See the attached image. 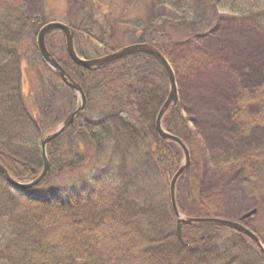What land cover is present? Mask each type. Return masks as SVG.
<instances>
[{
    "label": "trees",
    "instance_id": "trees-1",
    "mask_svg": "<svg viewBox=\"0 0 264 264\" xmlns=\"http://www.w3.org/2000/svg\"><path fill=\"white\" fill-rule=\"evenodd\" d=\"M1 1L7 10L5 14L0 11V163L15 181L29 183L44 168L41 141L50 135L51 132L46 133L48 129L65 118L49 124L50 113L45 110L40 116L33 114L24 93L23 46L29 38L37 44L40 30L48 24L44 0H12L14 6L9 0H0V5ZM122 1L130 6L136 0ZM142 1L150 12L137 24L150 41L143 40L142 32H138L132 46L149 44L163 53L155 34L165 35L172 24L185 39L204 37L223 14L264 36V0ZM100 4L68 0V25L75 32V43L79 35L91 38L102 51L101 57H105L121 50L115 43L123 36L119 35L122 22L108 19V28H102V39L96 38L100 20L94 13ZM109 30L115 43L105 42ZM56 33L64 40L57 47L49 43ZM44 38L45 47L57 64L83 89L86 109L91 105L97 119L80 123L82 132L77 129L75 134L74 127L83 120L85 110L48 144L50 170L36 187L13 188L0 172V264H264V253L240 230L190 223L183 225L185 243L178 238L170 186L163 195L160 179L167 177L171 183L184 164V154L177 144L164 140L156 130L157 117L170 92L169 78L158 60L147 52L132 51L98 69H85L71 60L60 30H51ZM81 57L87 58L83 54ZM165 57L171 63L166 54ZM44 65L62 81L66 102L72 109L68 116L77 107V94L46 62ZM171 66L177 80L178 70L172 63ZM53 95L56 96V90ZM236 103L241 109L235 116L233 136H240L241 127L264 126V81L251 92L241 88ZM248 104L260 106L258 115H247ZM162 125L185 142L192 165L193 150L185 138L189 137V125L179 101L165 113ZM79 136L83 141L78 142ZM146 141L153 145L150 153L139 166L128 168L133 153ZM81 143L94 148L99 156L107 153L104 166L90 175L85 187L66 197L63 193L36 194L35 190L55 173L61 174L65 168L75 170L85 163L83 152L88 149L81 147L76 151ZM191 172L190 166L179 180ZM196 176L189 182L192 194L197 188ZM245 226L264 245V208Z\"/></svg>",
    "mask_w": 264,
    "mask_h": 264
},
{
    "label": "rangeland",
    "instance_id": "rangeland-1",
    "mask_svg": "<svg viewBox=\"0 0 264 264\" xmlns=\"http://www.w3.org/2000/svg\"><path fill=\"white\" fill-rule=\"evenodd\" d=\"M9 1L13 6L16 5L14 1ZM98 1L101 4L94 14L100 20L101 29H95L96 38L102 39V28H108L107 20L110 19L121 20L119 35L123 36H119L115 43L112 41L113 32L109 30L105 36L107 44L114 42L121 49L132 46L137 40L138 32L139 35L142 32L143 40L150 41L149 36L137 24L138 19L149 15L150 8L146 3L136 0L129 2L133 5L128 6L122 0H92V5ZM44 2L48 23L68 24L71 18L67 10L68 0ZM2 3L1 1L0 11L5 14L6 5ZM78 37L76 52L88 59L101 57L102 51L98 50L91 38ZM153 37L157 38L159 48L178 70L176 85L179 102L189 125V137L186 135L185 138L194 156L193 164H190L191 174L180 179L176 186L179 212L187 218L212 217L238 221L244 214L255 210L258 203L260 208H264V126L254 125L247 129L241 127L238 138L231 133L232 127L237 124V111L241 109L236 103L240 89L251 92L264 81V36L249 25L223 14L218 16L213 28L204 37L185 39L181 31L172 24L165 35L155 34ZM63 42V36L58 33L49 40L55 47L63 45ZM35 44L29 38L23 46L24 93L33 114L40 116L46 110L50 113L48 123L53 124L57 119L66 118L68 111L72 109L66 102L62 81L46 69L45 61L37 53L38 46ZM54 90L56 96L53 95ZM75 104L77 106L78 102ZM246 112L255 117L260 112V106L248 104ZM82 118L74 127L75 134L77 129L82 132L80 123L83 124L89 118L97 119L91 105ZM59 125L51 127L46 133L52 134ZM246 132L248 135H244ZM74 139L76 136L73 134L72 140ZM81 141L83 140L79 136L78 142ZM142 144L127 163L128 168L134 169L150 153L152 143L146 141ZM81 147L88 146L81 143L76 151ZM87 149L83 152L86 156L85 163L75 170L65 168L61 174L55 173L35 193H63L66 197L70 192L85 187L84 182L90 175H94L108 161L107 153L99 156L91 146ZM193 175L198 177L196 176L197 188L192 194L189 182ZM160 183L163 195L167 194L170 186L167 177L161 178Z\"/></svg>",
    "mask_w": 264,
    "mask_h": 264
},
{
    "label": "water",
    "instance_id": "water-1",
    "mask_svg": "<svg viewBox=\"0 0 264 264\" xmlns=\"http://www.w3.org/2000/svg\"><path fill=\"white\" fill-rule=\"evenodd\" d=\"M51 30H60L64 33V35L66 37L67 51L69 53L70 58L74 62H76L77 65L82 66L85 69H91L93 67L102 65V64H104V63H106L112 59H116L118 57L124 56V55H126L132 51L133 52L134 51L147 52L158 60V62L163 66V68H164V70L167 73V76L169 78L170 92H169V96H168V99H167L165 105L162 107V109L160 110V113L157 117L156 130H157V132L161 138H163L164 140H170V141L174 142L175 144H177L181 148V150L184 154V164H183L182 168L174 175V177L172 178L171 183H170L172 206H173L175 216L177 218L178 238L180 239V241L182 243H185L183 240V224H185V223H188V224H190V223L217 224V225H222V226L230 227V228L245 232L254 242L257 243L259 249L264 253V245L261 243L259 237L243 224V222L245 220H248L251 217L255 216V214L258 211L257 209L252 210V211L244 214L239 221L221 220V219L212 218V217H202V218L188 217L187 218V217H183L181 215V213L179 212L177 199H176V186H177V183H178L180 176L183 173H185V171L188 170V168L191 164V154H190V151H189L187 145L185 144V142L182 139L168 133L163 128L162 119H163L165 113L168 111V109L173 104H175L176 102L179 101V95H178V89H177V85H176V77H175V74H174V71H173L171 64L169 63L167 58L159 50H157L156 48H154L153 46H150V45L139 44V45H135V46H130V47L124 48V49H122V50H120L114 54H111V55L103 58L102 60H87V59L80 57L76 53L75 46H74V35L75 34L68 25L61 23V22H53V23H50V24L44 26L40 30V32L37 36V46H38L39 53L42 56V58L45 60V62L53 70H55L59 74V76L63 79V81L76 92L77 98H78V107L76 108L75 111H73L59 125V127L54 131V133L48 135L47 137H45L41 141V151H42V157H43V162H44V168H43L41 175L36 180L29 182V183L17 182L10 176L8 170L0 163V172L2 174H4L7 182L13 188H16V189L18 188V189H22V190H24V189L29 190L31 188L36 187L40 183H42V181L45 179V177L47 176V174L50 170V160H49L48 153H47L48 144L52 140L58 138L65 131V129L73 123L74 119L76 117H78L79 115H81L86 110V107H87V99H86L85 93H84L83 89L81 88V86L79 84H77L70 77V75H68L67 72H65L61 68V66H59L57 64V62L54 60V58L51 56V54L47 51V49L45 47V38L44 37Z\"/></svg>",
    "mask_w": 264,
    "mask_h": 264
},
{
    "label": "flooded vegetation",
    "instance_id": "flooded-vegetation-1",
    "mask_svg": "<svg viewBox=\"0 0 264 264\" xmlns=\"http://www.w3.org/2000/svg\"><path fill=\"white\" fill-rule=\"evenodd\" d=\"M77 54L79 55V56H81L82 54H79L78 52H77ZM100 56V55H99ZM105 57H107V56H105ZM105 57H99V58H94V59H88V58H86V59H88V60H102L103 58H105ZM72 60V59H71ZM73 61V60H72ZM102 65H99V66H96V67H93V68H91V69H98V68H100ZM254 209H257L258 211H257V213L255 214V216H257L258 215V213H259V211H261V209L262 208H260V204L258 203V205H256L255 207H254ZM254 216V217H255ZM253 217V218H254ZM241 219V218H240ZM239 219V220H240ZM245 223V222H244Z\"/></svg>",
    "mask_w": 264,
    "mask_h": 264
}]
</instances>
